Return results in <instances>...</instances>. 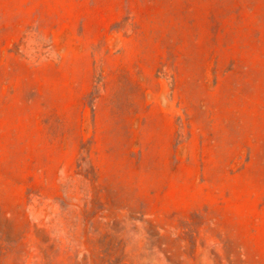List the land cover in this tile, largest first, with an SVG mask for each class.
Listing matches in <instances>:
<instances>
[{
    "label": "rangeland",
    "instance_id": "374dc122",
    "mask_svg": "<svg viewBox=\"0 0 264 264\" xmlns=\"http://www.w3.org/2000/svg\"><path fill=\"white\" fill-rule=\"evenodd\" d=\"M0 264H264V0H0Z\"/></svg>",
    "mask_w": 264,
    "mask_h": 264
}]
</instances>
